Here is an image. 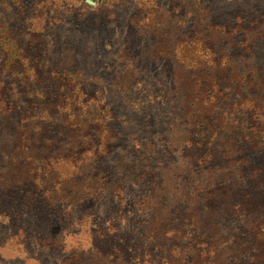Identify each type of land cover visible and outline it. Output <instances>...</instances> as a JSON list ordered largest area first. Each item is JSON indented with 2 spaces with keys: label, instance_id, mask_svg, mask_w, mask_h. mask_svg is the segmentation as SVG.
<instances>
[{
  "label": "rangeland",
  "instance_id": "obj_1",
  "mask_svg": "<svg viewBox=\"0 0 264 264\" xmlns=\"http://www.w3.org/2000/svg\"><path fill=\"white\" fill-rule=\"evenodd\" d=\"M261 26L264 0H0V73L6 64L8 69L16 64L13 73H2L0 80L8 85L4 103L9 108L14 102L17 125L30 122L34 103L45 94L70 98L76 115L70 122L72 132L63 140L59 135L57 144L25 146L22 135L0 134V264H66L62 262L71 249L75 256L91 243L92 248L100 244L108 224L115 225L117 218L121 225L140 216L150 219L170 205L172 197L182 203L189 190L176 192L179 176L162 168L163 141L156 143L157 155L149 165L158 167L141 166L138 178L124 167L126 159L136 160L144 143L150 142L147 112L153 103L147 99L152 94L171 98L180 73L164 43L169 38L173 46L195 44L201 59L218 62L210 71L226 88L239 80L226 69L242 42L254 46L255 63L264 68V37L256 33ZM226 63V68L216 69ZM192 74L186 76V84L195 95L202 92L207 98L220 84L202 87L201 79ZM253 92L249 103L253 112L243 111L237 99L234 106L216 110L212 117L216 120L201 117L202 123L192 125L196 151H219L224 174L231 173L226 167L243 172L238 165L244 157L264 168V153L250 148L264 142V84ZM107 108L112 111L110 119ZM10 122L13 117L6 121ZM177 131L181 136V129ZM20 143L34 158L25 168H11ZM41 146L45 167L35 159ZM53 159L61 168H51ZM226 183L227 191L218 192L219 201L226 208L236 196L240 207L235 212L227 209L231 218L227 222L210 215L216 226L210 222L203 228L211 237L223 234L229 243L225 250L210 251L208 236L191 232L188 225L180 227L181 238L163 257L156 256L159 250L154 245L145 247L156 264H264V191L248 196L242 193L243 185L236 193L232 182ZM37 239L46 241L41 246L32 243ZM95 256L89 264H112V257Z\"/></svg>",
  "mask_w": 264,
  "mask_h": 264
},
{
  "label": "trees",
  "instance_id": "obj_2",
  "mask_svg": "<svg viewBox=\"0 0 264 264\" xmlns=\"http://www.w3.org/2000/svg\"><path fill=\"white\" fill-rule=\"evenodd\" d=\"M256 33L258 38L264 37V27L258 28ZM177 34L178 32L175 31L172 35L176 36ZM184 35L186 34L184 33ZM170 41L168 38L164 44H168L169 46L166 49L165 46H162V49H165L169 53L168 55H170L171 59L174 58L172 62L180 70H178L180 72L178 76H175L178 79L174 81L176 83L174 84V90L171 93V98L166 99L164 95L163 98V96L152 94L147 99L153 103L149 106V112H147V117L150 116L147 126V134L151 135L148 139L150 142L144 143V150L138 151L140 156H135L136 160L126 159L124 167H128L138 178V176L143 174L141 166L154 169L164 163L162 164V166L164 165L162 168H168L169 172H172L174 176H179L180 184L175 187L176 192L180 189H185L189 190V193L186 194L187 196L182 203L172 197V203L168 206H163V210L159 215L155 216L151 214L150 219L144 218L142 215V220L140 216L135 218V222L125 220V224L121 225L120 217L117 218L115 225L112 224L113 226H110L108 224V234H104L105 237L100 239V244L92 248L94 243H91L89 249L84 251V253L81 251L79 255L74 254L76 257L73 256L75 252L74 248L71 249L70 255L62 263L89 264L91 256L96 255L95 257H99L100 255H104L106 259L112 257V264H156L152 252L148 251L145 247L147 245H154L159 250L156 256L163 257L166 251L170 250L172 246H176L177 243L174 242L178 238H181L180 227L182 229V227L188 225L191 232L198 233L201 231L208 236L210 242L207 245L211 246L210 251L219 252L225 250L226 244H229L225 240L227 238L223 234L211 237V234L207 230H203V228L210 222L216 226V223L209 219L210 215L213 217V220L227 222L228 219H231L230 216L226 215L227 209L230 208V211L234 210L235 212L240 207V203L239 199L232 195L234 198L231 197L229 206L225 208L221 203L222 201L220 202L218 199V192H221L224 188L227 191L226 186L229 185L226 183L227 181L232 182L236 193L240 185H243L245 189H242V193L245 192L248 196L255 194L257 197L258 192L264 191V168L261 165L256 166L253 162L247 163L244 157L240 159L238 165L239 167L241 164L243 172L238 170L233 171V168L226 167L231 170V173L224 174V164L221 160L220 152L208 148L206 151H200L199 153L196 151L195 144L193 143V134L196 128V126H192L193 123H196V121L202 123L204 119L201 117H215L216 110L222 108V105H228V107L234 106L233 102L238 99L236 102L239 103V107L243 111L253 112L255 110L249 103L253 102V97H251L254 94L253 90H259L264 84V68L259 67L255 63L254 46L242 42V46L235 54V61L231 62L228 69H226V72L230 70L233 74L236 73L239 80H235L225 88V85L221 84L222 78H218L217 73L212 72L215 69L212 67L218 62L214 64L215 60L211 58H208V60L201 59L199 50H197L195 44L184 41L176 43L173 46L170 45ZM196 50L198 54H196ZM14 62L15 60H12L11 63L13 64ZM211 62L213 65L209 64ZM8 65L4 66L0 76L2 73H13V67L16 64H13L10 69H8ZM224 67H227V63L217 66L216 69L220 71ZM177 68L174 67L176 73ZM210 69L213 70L210 71ZM185 72L187 75L192 72L193 78L197 75L202 81V87H207L210 82L220 84L213 86L214 90L212 92L209 91L207 98H205V94L202 92L195 95L189 92L190 87L186 84L188 81L187 75L181 74ZM130 79H127L126 85L130 84ZM50 80L54 85H57V80L52 75H50ZM227 88L231 90L229 93H225V89ZM8 89V85L0 80L1 135H3L4 131L9 136L22 135L24 136V142H26L25 146H27L31 142L39 143L42 141L57 144L60 140L58 139L59 135H61L63 140L72 132L73 128L70 122L75 119L76 115L73 114L75 110H72L75 102H71L70 98L67 97L62 100L63 96H58V93L55 94L57 95L56 98L45 94L42 101L34 103L35 105L28 116L31 118L30 122L17 125L15 120L16 114H14L15 110L13 108L14 102L10 101L11 105L9 108L4 103V99L7 96L6 90ZM238 94L240 100L235 97ZM230 95L231 97L228 99ZM225 101H227V104H225ZM1 105H5L6 108H2ZM105 112L108 113L110 119L111 109L107 108ZM12 117L13 122L6 123ZM117 119L119 120V117ZM211 120H216V118H212ZM98 123L100 122L96 124ZM163 125H165L164 128H161ZM100 127L101 132L103 131V125ZM107 127L112 132L111 124L108 123ZM177 128L181 129V136L177 134ZM81 131L84 133L86 128H81ZM118 133L122 134L121 131ZM162 141L164 146L161 158H164V161L159 160L160 164L149 166L154 163V160H151V158L157 155L156 149L158 146L156 143ZM251 145L252 147L250 148L264 153L263 141H257ZM21 147L20 143L16 149L19 151H17L14 158L10 161L9 166L11 168H25L29 165L28 159L34 158L32 155L27 154V148ZM44 154V148L41 146L39 156L35 158L36 162H39L43 167L47 163ZM250 159L251 161L253 160L252 158ZM52 161L54 163L51 165V168H61L60 164L55 163L57 160L53 159ZM67 167H72V165L69 164ZM208 197H211L210 202L206 201ZM244 214H247V209H245ZM44 241L46 240L37 239L36 241L32 240V243L42 245ZM232 241H234V238ZM61 249L65 251L66 247L63 245ZM105 263L108 264V262Z\"/></svg>",
  "mask_w": 264,
  "mask_h": 264
}]
</instances>
